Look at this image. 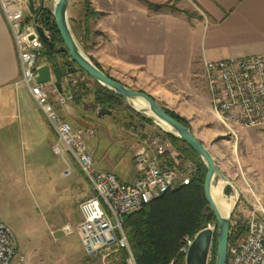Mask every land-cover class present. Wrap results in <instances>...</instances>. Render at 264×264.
<instances>
[{
	"label": "crops",
	"instance_id": "1",
	"mask_svg": "<svg viewBox=\"0 0 264 264\" xmlns=\"http://www.w3.org/2000/svg\"><path fill=\"white\" fill-rule=\"evenodd\" d=\"M147 1L167 3L176 10H150L139 0H68L67 15H72L73 25L87 28V37L97 36L101 52L93 60L104 73L131 89H136L132 82L151 84L170 110L188 122L228 179L226 183H233L238 197L235 208L247 217L257 201L264 208V180H255L264 179V126L241 129L236 137L228 134L211 113L201 74L204 60L264 54V0ZM178 2L192 7L195 15L182 11ZM85 4L97 14L87 13ZM48 5L52 0H33V9ZM38 62L47 63L42 57ZM62 75L60 93L72 90V98L59 104L52 94L55 108L73 129L93 130L87 142L98 169L132 183L138 175L133 159L138 143L130 130L147 127L137 117L122 123L112 111L98 116L100 107H87L85 91L74 95L77 88L66 81L70 74L63 71ZM19 79L14 40L0 9V171L24 172L37 183L43 180L44 186L58 185L62 195L56 201L46 194L44 210L51 221L63 215L54 228L67 237L65 246L69 245L74 264H90L94 260L85 255L76 227L81 219L78 205L93 194L92 188L68 153L54 152L56 134L24 85L17 83ZM244 170L252 173L245 186L234 181L239 174L244 178ZM58 176L62 182L56 181ZM65 224L71 233L61 230ZM17 250L21 254L19 243Z\"/></svg>",
	"mask_w": 264,
	"mask_h": 264
},
{
	"label": "built area",
	"instance_id": "2",
	"mask_svg": "<svg viewBox=\"0 0 264 264\" xmlns=\"http://www.w3.org/2000/svg\"><path fill=\"white\" fill-rule=\"evenodd\" d=\"M0 9L17 52L20 66L17 83L24 85L53 128L56 134L54 152L68 153L92 188L93 194L78 205L81 219L76 231L85 255L97 264H115L119 250L124 249L127 256L122 264H136L122 230L123 216L166 191L189 184L195 172L194 163L179 155L164 131L136 127L130 130L138 143L133 158L136 179L128 184L114 173L98 169L87 142L93 130L73 129L51 99L53 94L55 101L63 104L72 98V90L62 94L53 81L36 82L43 44L37 26L49 37L48 27L37 22L34 12L37 8L30 11L27 0H0ZM201 76L211 113L228 134L236 137L241 129L264 126V54L204 60ZM66 81L76 87L77 80L71 74ZM246 219V234L228 243L225 264H264V208L258 201ZM61 230L66 234L73 231L68 224ZM192 239L185 238L179 248L184 258ZM17 248L15 233L0 221V264H12L16 256L23 261L24 256L18 254Z\"/></svg>",
	"mask_w": 264,
	"mask_h": 264
},
{
	"label": "trees",
	"instance_id": "3",
	"mask_svg": "<svg viewBox=\"0 0 264 264\" xmlns=\"http://www.w3.org/2000/svg\"><path fill=\"white\" fill-rule=\"evenodd\" d=\"M139 1L150 10H159L163 7L176 10L174 6H169L167 3L154 4L147 0ZM85 11L90 14H97L89 8L88 4H85ZM182 11L187 13L185 10ZM34 12L37 22L41 26L48 27L49 39L55 45L53 48H49L43 43L40 57L51 66H59L62 70L64 64L59 62L57 55H60V57L69 56L67 53L56 50V47L62 44V41L55 27L53 15L49 9L41 7ZM72 23L70 22L71 31L74 37L77 38L79 27ZM85 30L87 31L86 27ZM93 62L102 70L94 60ZM83 88V81H81L79 89L73 90L74 95ZM92 103L94 106L112 108L122 104V98L107 87L94 81ZM163 108L176 120L185 126H189L183 117L166 107ZM163 134L177 147L180 156L194 163L195 172L189 184L166 191L140 209L123 216L122 230L136 264H171V262L173 264H185L184 257L178 252L182 241L185 238H193L199 230L207 227V224L212 222L216 224V219L204 196L203 182L206 172L204 163L182 139L168 132ZM224 191L227 194L229 189L225 188ZM245 234L246 226L244 224L239 221L234 224L230 223L228 243L243 238ZM215 252L216 236L213 238L208 264H214ZM126 256L127 252L120 249L114 263L122 264Z\"/></svg>",
	"mask_w": 264,
	"mask_h": 264
},
{
	"label": "rangeland",
	"instance_id": "4",
	"mask_svg": "<svg viewBox=\"0 0 264 264\" xmlns=\"http://www.w3.org/2000/svg\"><path fill=\"white\" fill-rule=\"evenodd\" d=\"M178 3L180 4V2ZM180 6L183 8V10L187 11V13L195 15L194 9H192V7L188 5L186 6L183 3H181ZM45 8L51 11L52 5H48ZM67 16L69 20L72 15L70 14ZM77 33L79 36L74 38L80 50L87 58L92 61V63H94L92 59L98 57V54L101 52L97 43V36L92 35L91 37H87V31L82 26L78 28ZM57 57L59 62L63 63L64 65L73 64V62L67 56L60 57V55H57ZM73 67H76L75 64ZM69 74H71L72 78L77 80L76 87L74 88L79 89L80 82L83 81L84 88L82 90L85 91L83 96L86 100V104L88 105L87 107H91V109L100 107L94 106L92 103L94 80L88 77L87 74L82 72L80 69H77L75 72ZM82 76H84L83 80L81 79ZM132 85L136 88H133L134 90H140L147 94L151 93L155 97L154 100L158 105L166 108L168 107L167 109L169 110L171 109L169 106H167L165 97H163L159 91L154 90L151 87V84L143 81H137L132 82ZM106 109L111 110L112 115H114L113 117L117 118V120L122 123L126 122V120L130 118L137 117L138 119H141L142 123H144L147 128L156 129L157 131L161 132L164 131L157 119L151 115H148L150 116L149 118L142 115L141 113L136 112L123 100L122 104L119 106H113L112 108ZM95 114L96 113L94 112V114L91 116L95 117ZM104 117L105 119L109 118L106 115ZM229 167L231 169H237V166L232 163H229ZM243 173L244 178L238 173V178H236L234 181H238L240 184L245 186V181H252V173L246 170H244ZM79 179H82L80 175ZM58 180L62 182L63 178L58 176L56 181ZM220 180L221 179L219 177H216L213 181V185H216V182H219ZM255 180L262 181L264 179L255 178ZM230 182L231 181H229V183H225V186L222 188V192H224L223 194L226 197H231L236 193L235 189L231 187ZM56 186L57 187H53L52 185L44 186L43 180L37 183L34 178L29 177V175L24 172L16 173L12 171L7 173V171H0V221L9 225L17 235L19 252L24 256L23 261H19L17 259L18 257L13 258L12 264H74L71 258L72 252L69 250V245L65 246L67 237L54 228V226H56V220L61 219V217L63 218V215L60 214L58 217H52L51 221L49 214L45 212L43 206V199L46 194H50L54 199L56 198V201H58L57 197L62 195L60 188L58 185ZM225 188L229 189L227 194L224 191ZM73 196H76V193H73ZM240 204H244L243 200L241 199ZM246 206L248 207L249 205ZM57 207L62 208V205L57 204ZM238 210L239 209L236 208L233 209L230 217V223L234 224L236 221H239L246 226L247 219L244 213L242 214ZM207 226L212 229L216 228V224L213 222L207 224ZM30 247H34L35 249L30 250ZM89 263L97 264L95 263V260Z\"/></svg>",
	"mask_w": 264,
	"mask_h": 264
},
{
	"label": "water",
	"instance_id": "5",
	"mask_svg": "<svg viewBox=\"0 0 264 264\" xmlns=\"http://www.w3.org/2000/svg\"><path fill=\"white\" fill-rule=\"evenodd\" d=\"M30 11L33 10V0H27ZM68 0H52V15L55 27L60 35L62 44L56 47L58 52L67 53L70 60L76 67L66 69V73L75 72L77 69L85 72L92 80L107 87L109 90L118 94L122 100L130 106L133 110L150 118L151 115L158 121L166 123L172 130H163L171 133L174 136L182 139L186 145L202 160L206 167L203 190L206 202L216 219V228L212 229L209 226L199 230L193 237L188 251L185 255V264H208L209 254L212 246L214 235L216 236V252L214 257V264H225L227 257V246L230 230V217L236 205V200L233 204L232 210L226 215L222 216L212 198L211 188L215 176H219L221 180L228 182V179L221 172L216 165L213 157L205 148L200 140H198L192 133L189 126H185L174 117L169 115L167 111L147 93L131 89L121 82L109 77L106 73L100 70L92 61L87 58L80 50L69 25L67 16ZM37 34L45 45L53 48L55 45L49 37L43 32L40 26L36 28ZM36 82L44 83L53 80L57 90L61 91V83L63 81L62 70L59 66H51L49 63L40 65L37 70ZM141 98L145 101L146 109H136L132 106L130 100L133 98ZM148 111L150 114H146ZM111 110L104 107L98 109V116L110 114Z\"/></svg>",
	"mask_w": 264,
	"mask_h": 264
},
{
	"label": "bare ground",
	"instance_id": "6",
	"mask_svg": "<svg viewBox=\"0 0 264 264\" xmlns=\"http://www.w3.org/2000/svg\"><path fill=\"white\" fill-rule=\"evenodd\" d=\"M131 104L133 107H135L136 109H146L147 105L145 103V101L141 98H133L130 100ZM146 114H150L148 111H146ZM160 125L162 128H164L165 130H172L166 123L159 121ZM216 185H212L211 188V194H212V198L216 204V207L219 211V213L222 216H226L233 207V204L236 200V193L234 195H232L231 197H226L222 192V188L224 186V184L226 183V181L220 180L219 182H216Z\"/></svg>",
	"mask_w": 264,
	"mask_h": 264
},
{
	"label": "flooded vegetation",
	"instance_id": "7",
	"mask_svg": "<svg viewBox=\"0 0 264 264\" xmlns=\"http://www.w3.org/2000/svg\"><path fill=\"white\" fill-rule=\"evenodd\" d=\"M73 66H74V63L73 64L62 65V72L63 71L65 72L66 69L73 68Z\"/></svg>",
	"mask_w": 264,
	"mask_h": 264
}]
</instances>
